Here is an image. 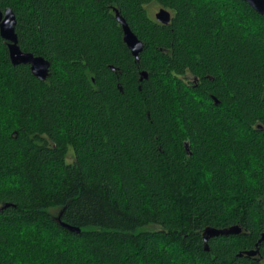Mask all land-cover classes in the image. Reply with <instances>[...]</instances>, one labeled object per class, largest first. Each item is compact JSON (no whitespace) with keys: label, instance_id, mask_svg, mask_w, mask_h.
Here are the masks:
<instances>
[{"label":"trees","instance_id":"1","mask_svg":"<svg viewBox=\"0 0 264 264\" xmlns=\"http://www.w3.org/2000/svg\"><path fill=\"white\" fill-rule=\"evenodd\" d=\"M5 9L50 67L40 81L12 65L0 37V264H264V241L244 255L264 232V15L241 0Z\"/></svg>","mask_w":264,"mask_h":264},{"label":"water","instance_id":"2","mask_svg":"<svg viewBox=\"0 0 264 264\" xmlns=\"http://www.w3.org/2000/svg\"><path fill=\"white\" fill-rule=\"evenodd\" d=\"M247 3L257 14L264 15V0H241ZM115 19L120 24L122 28V40L129 50L130 54L134 58L135 61L139 60V54L143 49V43L133 34V32L128 27L126 21L122 18L119 12L116 9H113ZM155 20L162 24L167 25L170 21V13L164 9H159V11L155 14ZM15 25L16 20L11 9H5L4 11H0V37L6 42L9 60L12 65H28L30 68L31 74L40 81H45L48 77L49 73V62L43 59L42 57L34 56L30 53L23 52L19 49L17 44V36L15 33ZM142 78H146V73L143 72L141 74ZM8 207V205H4L1 207ZM73 231L79 232L78 229H72ZM240 229L235 226L227 229L216 230V229H205L203 232V240L204 242L208 241V239L230 235V234H239ZM264 241V232L261 234L260 239L255 245L254 250H250L244 252V255L247 257H254L258 253V245ZM207 248V247H205ZM241 256V255H240Z\"/></svg>","mask_w":264,"mask_h":264},{"label":"rangeland","instance_id":"3","mask_svg":"<svg viewBox=\"0 0 264 264\" xmlns=\"http://www.w3.org/2000/svg\"><path fill=\"white\" fill-rule=\"evenodd\" d=\"M148 11L150 16L155 17V14L159 11V7L157 5H151ZM67 158L69 162L72 161L71 154H69Z\"/></svg>","mask_w":264,"mask_h":264}]
</instances>
